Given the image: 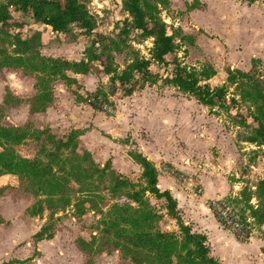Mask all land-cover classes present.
<instances>
[{"label": "rangeland", "instance_id": "1", "mask_svg": "<svg viewBox=\"0 0 264 264\" xmlns=\"http://www.w3.org/2000/svg\"><path fill=\"white\" fill-rule=\"evenodd\" d=\"M79 1L95 25L91 36L76 27L67 34L53 33L43 24L14 12V22L24 25L12 28L10 35L28 39L40 33L41 55L69 62L88 60L87 51L93 42L104 38L96 52L109 58L118 74L138 54L151 61L157 80L142 83L130 97L121 92L112 94L110 77L100 63H95L87 75L65 72L74 84L62 76L51 79L46 88L53 100L41 108L37 106V96L47 76L18 65L0 67V127L28 133L19 145L2 140L6 146L0 147V154L10 149L18 158L47 163V153L53 150L49 137L65 141L73 131H81L78 156L84 158L89 153L101 169L110 163V174L128 179L138 188L145 187L146 181L142 167L130 156L137 152L154 164L159 180L172 181L171 185H179L195 199L202 196L206 182H218L225 192L219 199L209 201L208 206L217 200L226 201L238 211L241 221L247 222L244 236L220 225L236 237L225 234L226 255L243 249L237 245L239 240H262L264 244V225L249 210L250 206L257 209L261 203L258 188L264 179V147L248 142L256 136L252 117L258 115L262 105L254 103L251 96L256 90L264 94V0L254 8V0H167V4L148 0L158 6L159 16L174 38L176 51L170 67L153 60L154 39L142 37L141 32H132L125 45L118 41L124 22L132 21L126 0ZM4 37L0 35V47L11 52L15 48L13 40L9 38L7 42ZM108 39H115L119 46L110 48ZM105 46L110 49L104 50ZM174 64L195 73L202 85L225 87L226 102L206 107L183 93L172 84ZM229 70H240L249 78L238 77L230 83ZM97 91L108 94L114 106L108 103L101 111L93 109L89 96ZM66 157L74 158L69 151ZM68 163L69 168L78 164ZM90 165L84 162V167ZM111 179L110 175L105 181L95 175L93 180L82 183L68 177L70 205L52 209L44 202L46 196L36 194L33 182L19 175H3L0 264H133L116 249L114 237L105 231V223L119 217L116 205L134 206L124 194L111 197ZM147 198L163 217L158 228L179 234L176 222L165 210L166 202L149 194ZM41 201L44 214L33 216V208ZM50 225L54 227V237L37 241L35 235Z\"/></svg>", "mask_w": 264, "mask_h": 264}, {"label": "trees", "instance_id": "2", "mask_svg": "<svg viewBox=\"0 0 264 264\" xmlns=\"http://www.w3.org/2000/svg\"><path fill=\"white\" fill-rule=\"evenodd\" d=\"M157 2L167 4V0H157ZM125 6L132 21L124 22V27L118 34V41L125 45V40L131 36L132 32H141L142 37L154 39L153 60L161 66H172V57L176 51L174 38L169 34L167 24L159 16L158 6L151 4L148 0H126ZM13 12L21 14L23 19H31L38 24H43L53 33L59 34H67L73 27H76L85 32L86 36H91L95 31V25L87 8L79 0H0V35H5L7 42L11 38L14 43L12 45H15L11 52L0 47V60H2L0 67L9 68L18 65L44 77L47 76L46 82L42 80L41 94L37 96L40 102L37 106L41 108H45L53 100L50 89L46 88V84L51 79L62 76L65 81L74 84L73 79L65 72L87 75L95 63H100L104 74L110 77L112 94L121 92L122 96L130 97L142 83L157 80V76L151 71V61L139 57L138 54H135L134 62L122 74H118L110 59L96 52L99 42H103L104 38L93 42L87 51L88 60L69 62L46 58L40 52L42 42L40 33L28 39L20 35L16 37L10 35L12 28L21 29L24 25V23L14 22ZM108 41L110 48L119 46L115 39H108ZM110 48L105 46L104 50ZM228 75L230 83H235L238 77L249 78L240 70H229ZM172 84L206 107H217L227 100L225 87L212 88L207 84L202 85L195 73L188 72L178 65L173 74ZM89 97L92 99H89L91 100L90 105L95 110L101 111L102 107L108 103L114 106V103L109 101V95L103 91H97ZM251 99L254 103L262 105L258 109V115L252 117L256 127V136L249 138L248 142L264 147V94L256 90ZM82 134L81 131H73L65 141L57 140L53 136L49 137L53 150L47 153V163L40 159L18 158L13 150H4L0 154V178L5 174H14L33 182L36 186V194L46 196L45 204L55 209L66 208L70 205L72 190L69 187L68 177H75L78 181L86 183L88 180H93L95 175L104 181L110 175L112 179L108 189L111 197L115 199L124 194L134 206L116 205L115 209L120 211L119 217L105 223V231L114 237L116 249L124 253L133 264H220L212 257L208 238L203 234L194 233L192 228L185 224L171 191H162L159 188V173L148 157L140 152L130 154L133 160L142 167L146 181L145 187L138 188L130 180L110 174V163L101 169L92 162L89 153L84 158L78 156V140ZM27 137V131L0 127V147L2 148L6 146L2 140L9 145H19ZM67 151L74 157L73 159L68 157L64 159ZM72 161L78 164L69 168L68 162ZM84 162H90V167H84ZM56 168L57 173L54 172ZM258 189L261 203L257 209L249 205V210L256 221L264 225V179L260 182ZM81 190L83 192V189ZM148 194L157 200L166 202L165 210L168 216L176 222L179 234L164 232L158 228L163 217L155 212V208L147 198ZM43 204L41 201L33 208V216L44 214ZM85 205L86 203L83 206ZM245 221L243 223L247 225ZM53 229L52 225L43 227L35 235V239L37 241L52 239Z\"/></svg>", "mask_w": 264, "mask_h": 264}, {"label": "crops", "instance_id": "3", "mask_svg": "<svg viewBox=\"0 0 264 264\" xmlns=\"http://www.w3.org/2000/svg\"><path fill=\"white\" fill-rule=\"evenodd\" d=\"M261 2V0H254L252 3L253 8L260 5ZM249 24L253 25L252 22H249ZM171 184L172 181L160 177V189L171 191L178 203L183 221L192 228L193 232L203 234L208 238V245L214 259L220 264H264V244L262 240L243 242L237 238L239 240L237 245L243 247V249L231 256L225 254V245L228 244L225 234L230 235L235 240L236 237L220 227L211 206H208L209 201L219 199V195L225 192V189L218 182H206L203 187L204 192L201 197L197 196L198 199H195L191 193L184 191L179 185L173 186Z\"/></svg>", "mask_w": 264, "mask_h": 264}, {"label": "built area", "instance_id": "4", "mask_svg": "<svg viewBox=\"0 0 264 264\" xmlns=\"http://www.w3.org/2000/svg\"><path fill=\"white\" fill-rule=\"evenodd\" d=\"M211 209L224 229L232 230L239 235H245L243 232L245 224L241 221L238 211L228 202L217 200L212 204Z\"/></svg>", "mask_w": 264, "mask_h": 264}]
</instances>
